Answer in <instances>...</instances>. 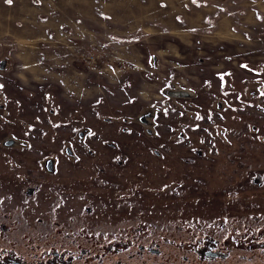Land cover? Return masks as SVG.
Masks as SVG:
<instances>
[{
  "label": "rangeland",
  "instance_id": "374dc122",
  "mask_svg": "<svg viewBox=\"0 0 264 264\" xmlns=\"http://www.w3.org/2000/svg\"><path fill=\"white\" fill-rule=\"evenodd\" d=\"M0 264H264V0H0Z\"/></svg>",
  "mask_w": 264,
  "mask_h": 264
},
{
  "label": "crops",
  "instance_id": "0c3cea01",
  "mask_svg": "<svg viewBox=\"0 0 264 264\" xmlns=\"http://www.w3.org/2000/svg\"><path fill=\"white\" fill-rule=\"evenodd\" d=\"M225 29H229V30H232L233 28L231 26H229V28L227 27H224Z\"/></svg>",
  "mask_w": 264,
  "mask_h": 264
}]
</instances>
